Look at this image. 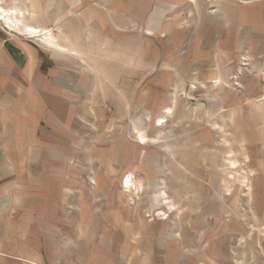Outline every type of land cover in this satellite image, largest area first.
<instances>
[{"label": "crops", "instance_id": "obj_1", "mask_svg": "<svg viewBox=\"0 0 264 264\" xmlns=\"http://www.w3.org/2000/svg\"><path fill=\"white\" fill-rule=\"evenodd\" d=\"M0 2L6 16L14 15L15 10L24 11L25 24L58 31L54 34L60 45L51 47L13 30L0 13V260L7 264H159L158 253L163 252L167 242L159 239L171 232L152 234L154 225H149L156 219L150 220L147 230L145 225H129L128 194L122 182L131 174L136 184L141 180L144 189L137 199L144 195L151 208L146 179L155 176L177 208L162 204L158 193L161 208L170 212L167 220L181 211L184 202L177 204L176 196L181 194L175 184L159 180L160 175L166 174L165 168L164 173L157 167L155 173L142 172L143 147L163 144L171 156L169 136L162 130L174 117L175 109L173 105L161 107L155 118L148 110L151 121L143 125L138 114L141 103L136 101L132 106L120 99L112 104L113 88L123 91L126 80L120 69L113 71L108 64L111 30L141 27L147 29L146 35L164 36L157 40L159 45L162 40L167 53L153 49L150 59L139 52L119 60L135 63L132 81L137 83L138 78H143L146 61L157 69L160 63H176L177 67L181 64L186 76L193 72L195 64L199 71L212 63L215 69L209 82L215 88H223L227 84L217 86L215 81L220 78L227 83L225 78L232 74L224 76L216 70L222 60L216 51L219 46L236 41L248 47L249 55H243L242 60L250 61V55L264 52V0ZM132 7H138V13ZM149 12L153 15L147 22L143 14ZM50 14L53 22L48 20ZM225 31L230 41H225ZM95 61L102 66L91 68L90 63ZM80 63L86 67L78 70L76 67H83ZM118 73V80L113 82V75L117 77ZM198 86L204 87L199 77L191 82V92ZM180 92L174 91V104ZM191 92L186 93L188 100L194 99ZM94 93L103 94L101 104L97 105ZM263 98L258 100L261 104ZM226 102L234 106L233 101ZM170 107L173 114L164 113ZM235 109L220 110L223 114L229 112L233 123ZM129 110L134 114L127 131ZM164 114L167 123L156 127L155 119ZM97 117L104 121L100 135L104 148L95 151L90 138L96 134ZM147 127H155L158 135L149 136ZM212 127L217 133L222 131L218 123ZM140 133L148 137L149 143L139 142ZM94 158L105 159L103 169L95 168ZM114 190H119L115 199ZM117 203L119 210L113 215L111 209ZM131 216L147 217L143 213ZM145 235L149 236L148 244Z\"/></svg>", "mask_w": 264, "mask_h": 264}, {"label": "rangeland", "instance_id": "obj_2", "mask_svg": "<svg viewBox=\"0 0 264 264\" xmlns=\"http://www.w3.org/2000/svg\"><path fill=\"white\" fill-rule=\"evenodd\" d=\"M132 8L138 13V7ZM123 14L127 15L125 11ZM152 15V12L143 14L145 21L148 22ZM52 18L51 14L48 15L49 21ZM146 31L141 27L111 30V44L107 51L111 55V62L108 64L113 71L120 69L122 78L126 80L123 91L113 88L112 104L116 105L120 99L130 102L132 106L136 101L141 103L138 114L143 119V125L151 121L148 110L151 111L152 118H155V113L161 107L174 106V117L162 130L169 136L171 156L166 154L163 144L153 143L143 147L142 172L155 173L157 167L159 172L164 173V167L166 174L160 175L159 180L175 184L177 193L181 194L175 200L179 205L184 202V205L180 207L179 213H175V217L161 224L162 220L154 216L161 208L157 191L159 181L155 176L149 175L146 181L149 182L148 198L152 209L147 200H144V195L137 199L136 206L129 203V225L138 228L145 225V230L154 225V232L151 233L157 235L171 232L169 236L159 239L167 240L163 252L158 253L159 264H264V104L258 101L264 96V52L250 55V61H247L241 59L243 55H249L246 44L238 45L234 41L233 44L219 46L216 52L222 55V60L216 70L224 76L232 74L229 75L231 78H225L228 87L215 88L209 82L212 69H215L214 65L211 67L212 63L199 71L195 64L193 72L186 76L181 64L177 67L176 63H160L157 69L152 67L151 61H146L143 78L137 77L136 83L132 81L136 75L135 63L119 60L128 59L126 55L139 52L149 59L155 52H168L161 45L162 40L158 44L157 37H164L161 33L149 36ZM54 33L57 35L58 31L54 30ZM227 34L225 31L224 39L230 41ZM38 41L44 44L40 39ZM247 63L248 66L241 65ZM90 66L99 68L102 63L95 61ZM85 67L86 64L76 69ZM164 68L170 72H158ZM119 76L120 73L117 77L113 75V82ZM198 77L204 87L198 86L191 92V82ZM95 83L99 84L98 78H95ZM177 89L183 95L179 93L174 104L172 97ZM190 92L194 99L188 100L186 93ZM92 97L97 105L102 103V93H94ZM226 101H233L234 106L232 102ZM222 107L227 111L236 108L235 122L232 123L229 112L223 114L220 110ZM112 110L114 111V106ZM129 113L127 131L131 129L134 111L129 110ZM97 119L96 134L90 138L91 148L95 151L104 148L100 136L103 135L104 121L98 117ZM214 123L222 126L221 132L217 133L213 129ZM147 133L152 137L158 135L155 127H147ZM230 148L234 152L232 159L237 161V168L234 170L226 169ZM94 160L96 169L104 168V158ZM118 194L119 190H114L112 198H118ZM111 210L116 215L119 204L113 205ZM140 213L147 217L131 216ZM167 214L170 216L169 211ZM154 217L156 220L149 225ZM147 239L149 236L145 235V244H148ZM0 264L7 263L1 259Z\"/></svg>", "mask_w": 264, "mask_h": 264}, {"label": "bare ground", "instance_id": "obj_3", "mask_svg": "<svg viewBox=\"0 0 264 264\" xmlns=\"http://www.w3.org/2000/svg\"><path fill=\"white\" fill-rule=\"evenodd\" d=\"M1 5H0V13H1V15L4 16V18H2V19H4L7 23H9L10 27H12L13 30L21 32V33L29 34L30 37H33L31 39H37V40L40 39L41 41H43L44 43H47L51 47L60 46L59 43L56 41V36H55V34L53 33L52 30H48L47 28H41L40 26H34V25L25 24V21H26L25 20V15L26 14H25L24 11L15 10V14L12 15L13 17L9 16V15L6 16L5 10L3 9V7ZM12 12H10V13H12ZM27 15H28V13H27ZM22 26H24L25 28L22 27ZM215 83L217 84V86H220L221 84H224V85L227 84V83H223L222 79H220V78L217 81H215ZM192 87H196V86L194 85ZM173 112L174 111H173L172 107H170L166 111H164V113H168L170 115H172ZM167 121H168L167 114H164V115L160 116L159 118L155 119L154 125H156V127H163L165 125V123H167ZM139 135H140L139 136V138H140L139 142L140 143H142V144L149 143L148 137L144 133H140ZM228 153H229V155H228L229 158L227 160L228 166H227L226 169L234 170L235 168H237V161L232 159L233 158V153H234L233 149L230 148ZM132 176H133L132 174L129 175L126 178V180L125 179L123 180L122 183L126 187V188H124V191L128 194L127 195L128 202L130 204H135L137 196H139L140 192H142L143 189H144V185H143L141 180L138 181V184H136L134 179H131ZM135 184H136V186H135ZM157 189H158V193L160 195L162 204H167L173 210H177L175 204L172 203V201L170 200V197L168 196V193L166 191H163V189L158 185V183H157ZM248 190H249V193L251 194L252 191H251V187L250 186H249ZM167 212L168 211L160 208L158 210V212H156L154 214V216L155 217L158 216V218H160L161 220H167L169 218V215L167 214ZM155 217L153 219H151V220L153 221L155 219Z\"/></svg>", "mask_w": 264, "mask_h": 264}]
</instances>
